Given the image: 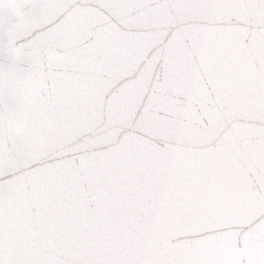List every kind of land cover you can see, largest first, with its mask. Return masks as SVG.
Instances as JSON below:
<instances>
[{
	"label": "snow or ice",
	"instance_id": "obj_1",
	"mask_svg": "<svg viewBox=\"0 0 264 264\" xmlns=\"http://www.w3.org/2000/svg\"><path fill=\"white\" fill-rule=\"evenodd\" d=\"M0 264H264V0H0Z\"/></svg>",
	"mask_w": 264,
	"mask_h": 264
}]
</instances>
